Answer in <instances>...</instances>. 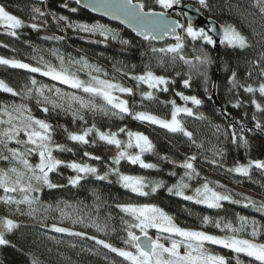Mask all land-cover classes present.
<instances>
[{
  "label": "snow or ice",
  "instance_id": "obj_1",
  "mask_svg": "<svg viewBox=\"0 0 264 264\" xmlns=\"http://www.w3.org/2000/svg\"><path fill=\"white\" fill-rule=\"evenodd\" d=\"M75 3L91 8L94 12H101L105 16L120 20L149 44L154 41H163L167 37L174 38L173 43H168L160 48L152 47L150 50L157 56V63L161 68L166 66L165 57L172 65L179 61L188 66L187 78L182 81L185 88L191 86L193 70L198 75L203 76L205 82L208 80L207 67L212 63V60L205 46H217V39H214L212 33H218L219 43L228 48L246 49L251 47L249 38L234 24L225 23L217 26L213 23L206 28L195 23L187 11L177 12V15L186 18V24L172 18L169 10L175 11L183 5V0H154V5L159 6L160 10H157L155 6L147 5L145 0H75ZM198 3L203 9L211 11L209 0H198ZM255 3L260 13L264 15V0H255ZM63 7L68 8V4L65 3ZM184 7L192 8L191 5H184ZM70 10L72 12L78 11L77 8ZM195 12L200 14V8H196ZM46 15L47 13L40 8H33L31 16L33 22L28 24L24 19L10 13L3 4H0V28L5 33L16 37L19 31L26 26L36 30L46 27L47 20L44 19ZM52 18L57 25L63 23L65 30L72 29L77 33L86 34L89 38L100 37L98 40H93V43L107 45L109 41H116L124 46L131 44V41L121 38L118 31L99 22H76L63 15H53ZM181 32L184 34L181 35ZM253 35H260L261 42H264V35L256 33L255 30ZM187 38L193 42L192 51L196 53L191 57L186 56L184 51ZM48 39L62 40L64 37L51 36ZM196 42H200L199 49L195 47ZM4 46L7 47V45ZM52 55L58 60V65L45 61L43 57H40V66H34L22 60L0 56V65L28 70L31 73H40L44 77H49L53 81L87 94L86 98L76 92H65L54 85L38 83L34 77L20 91L0 80V90L10 93L14 97H19L21 101L20 103L12 101L11 103L0 104V150H2L0 160L8 162L10 165L7 168H0V189L5 193L4 196H0V202L9 206L15 205L16 211L22 215L35 216L38 209H43L44 213L59 212L61 222L68 220L72 225L80 224L84 227H93L97 232L107 234L110 228L108 223H100L98 217H88V223H86L85 217L81 216L75 207L66 202H58L55 206L42 204L39 193L44 188L63 187V185L53 183L50 178L51 173L63 166L75 173V175L68 177V183L74 187L89 176L106 181L110 175H114L116 182L124 189L138 196L147 197L164 187L165 182L141 175L126 174L118 166L121 161L126 160L143 169H156L157 164L147 162L144 159L146 153H155V144L144 133L131 131L127 129V126L113 132L111 129L100 130L93 123L82 131L69 132L66 126H57L46 119L35 116L29 106V101L35 100L36 105L45 114H49L50 111L64 112L71 114L74 122L78 119L85 124L87 121L84 119L83 112L100 113L104 116H115L120 119L125 116H132L133 119L141 122L158 125L171 133L181 134L187 137L190 144L198 149H203L204 145L197 143L194 133L187 129L181 115L196 117L200 120L207 119L203 113L193 111V108L202 105L203 101L195 95L189 96L183 92H177L176 95L184 102L183 105H178L174 99L162 102L171 105L170 119H164L145 111L133 112L129 107V101L122 98V94L134 95L133 88L125 86L114 78H105L107 73L100 66L92 64L84 56L79 59L68 58L66 60L65 56L57 54L56 50L52 51ZM132 67L135 68V65ZM201 68L204 71L201 72ZM81 72L86 73L87 80L81 79L79 75ZM261 72L264 73V68L261 69ZM123 75L134 80L137 87L141 84L148 86V91L140 93L142 100L147 101H156L158 99L156 93L167 92L169 85L175 83V80L167 75L156 74L150 66H146L143 73L128 72L123 73ZM176 75L179 76L180 73L177 72ZM229 82L233 87H244L248 93L257 91L251 85H240L236 79V72H232ZM258 91L264 95V83L259 85ZM96 98L102 100L103 103L97 104ZM189 103L193 107H188ZM252 103L258 110L264 111L258 102L253 100ZM234 106L240 107V102L237 101ZM253 119L256 120V117L253 116ZM255 126L256 128L262 127L259 121H256ZM57 127L62 129L67 134V139L74 143L82 145L95 143L96 139H89L90 134L95 133V137L99 141L114 146L116 152L111 157L107 171L101 174L97 167L89 163L76 160L65 161L54 155L56 152L72 151L71 148L55 140ZM214 127L217 132H221L220 126ZM243 131L242 125L238 133L236 125L231 124L228 129L223 130V133L227 136L230 132L232 143L235 144L239 140L245 147H248V140L243 135ZM121 133L126 135L125 140L119 138ZM13 142L16 146L10 147L9 145ZM133 149L136 151H132ZM3 152H6L7 155L2 154ZM212 152L214 158L211 163L222 166L216 157L222 158L224 150L214 146ZM34 155L38 157V162L35 164L30 159ZM84 155L92 160H102V157L89 152H85ZM161 159L170 160V157L165 155ZM196 160L197 155L193 153L186 156L177 165L184 171L176 183L167 188L169 193L185 201L204 205L209 209H221L223 202H231L264 212V201H255L252 197L243 194H239L242 199H234L233 192L226 185L220 184L219 181H211L204 177L202 178L203 183L192 188L191 181L200 178V172L195 164ZM171 163L177 164L175 160H171ZM253 168L264 171V160H249L247 164L238 163L226 170L240 176L250 177ZM170 175L176 176L177 174L171 172ZM189 189L192 193L190 195L187 194ZM13 194H19L20 198L17 199ZM61 204L63 207L60 206ZM21 205L27 206V213L21 212ZM69 207H73L72 212L65 210ZM116 207L124 214L121 217V224L125 235L121 239L125 247H115L105 239H99L97 236L88 237L86 232L74 231L69 227H60L56 223L51 224V228L58 233L87 237L122 257L127 264H230L228 257L210 252L206 244L221 246L233 252L232 259L235 260V264H244V261L240 259L241 254L249 258L248 264H264V242L259 240V237L264 234V226L247 216H237V224L234 225L230 220L205 215L200 220L201 229H197L181 227L172 215L156 204L120 203ZM209 225L223 234L216 235L202 230L204 226ZM45 226L47 227V225ZM18 227L19 224L14 219L7 216L0 217V246L11 243L6 238V234ZM150 230H155V237L150 235ZM112 231L115 229L112 228ZM165 240L168 241L167 245L164 243ZM181 248L184 249L183 252H181ZM32 264H40L38 258L34 257Z\"/></svg>",
  "mask_w": 264,
  "mask_h": 264
},
{
  "label": "trees",
  "instance_id": "obj_2",
  "mask_svg": "<svg viewBox=\"0 0 264 264\" xmlns=\"http://www.w3.org/2000/svg\"><path fill=\"white\" fill-rule=\"evenodd\" d=\"M65 3L68 4V8L63 7ZM145 3L160 10L159 6L154 5V0H145ZM187 3H192L200 8L201 13L207 18H213L221 24H234L249 38L251 43V47L246 49H232L223 44L218 54L214 53L212 46H205L212 60L207 68L208 73H210V81L206 84L207 87L192 74L191 86L185 88L182 81L187 78L186 74L189 72V68L179 61L172 65L165 57V68L158 66L157 56L150 49L152 47H164L174 41L149 44L148 41L136 37L131 31L120 25L111 23L80 8L75 0H0V4H3L10 13L24 19L28 24L33 22L31 20L33 8H40L47 13L44 17L47 20V25L39 30L26 26L19 31L16 37H13L0 28V56L22 60L34 66H40V57L58 65V60L52 55L53 50H56L57 54L64 55L66 60L68 58L79 59L84 56L92 64L100 66L107 73L105 78H114L122 84L126 83L131 88L133 86L134 95H123L129 101V107L133 112L145 111L169 119L171 117V105L162 102L174 99L178 105H183L184 102L176 95L177 92H183L185 95H195L203 101L202 105L194 107L193 111L203 113L207 117L205 120H200L196 117L181 115L187 129L194 133L197 143H203V149H198L190 144L187 137L171 133L158 125L133 119L132 116H125L120 119L115 116H104L100 113L83 112L84 119L87 121L85 124L78 119L74 122L71 114L64 112L50 111L49 114H45L36 105L35 100L29 101V106L35 116L46 119L57 126H66L69 132L82 131L94 123L98 129L103 131L111 129L115 132L119 128L127 126V129L131 131L144 133L156 146L155 153H146L144 159L147 162L157 164L158 167L156 169H143L126 160L121 161L118 167L126 174L163 180L165 186L157 192L143 197L124 189L116 182V177L110 175L106 181L89 176L74 187L68 183V177L75 175V173L71 169L61 166L56 172L50 174V178L53 183L63 185V187L44 188L39 193L41 203L55 206L58 202H66L75 207L81 216L85 217L86 223H88V217H98L100 223L110 225L109 231L105 234L97 232L93 227H84L80 224L72 225L68 220L61 222L59 212L54 211L44 213L43 209H38L35 216L22 215L16 211L15 205L9 206L0 202V217L7 216L19 224L17 229L6 234V238L11 243L0 246V264H32L34 257L38 258L40 264H127L122 257L87 237L58 233L51 228V224L56 223L58 226L63 225L60 227H69L74 231L86 232L88 237L97 236L99 239H105L115 247H125L121 239L125 235L121 224V217L124 214L116 207L120 203L156 204L172 215L177 224L187 228L201 229L200 220L205 215L230 220L234 225L237 224V216H247L264 226V212L257 211L255 208L244 207L243 204L223 202L221 209H209L204 205L185 201L167 191V188L176 183L183 174L184 169L177 165L186 156L195 153L197 155L195 164L200 172V178L191 181L192 188L198 187L203 183L202 178L206 177L211 181H219L220 184L226 185L233 192L234 199H242L239 194H243L252 197L255 201H264V171L253 168L250 177H244L226 170L238 163L247 164L249 160H264V137L255 130L244 129L243 135L248 140V147H245L239 140L235 144L232 143L230 132L227 136L223 133V130L228 129L229 125L233 123L240 126L256 127V121L260 122L262 127L259 129L264 132V111L258 110L252 103L255 100L264 108V95L258 91L259 85L264 83V73L261 72V69L264 68V42H261L260 35H253L254 30L256 33L264 35V15L260 13L255 0H209L211 11L203 9L198 0H183V4ZM71 8H77L78 11L72 12ZM53 15L67 16L69 20L76 22L105 24L118 31L120 37L131 41V44L124 46L116 41H109L107 45L93 43V40H98L100 37L89 38L84 33H77L72 29L65 30L63 23L57 25L52 18ZM175 16L182 18L181 21L186 24L183 16L177 15V12ZM51 36H61L64 39H48ZM195 47L199 49L200 42H196ZM192 48L193 42L187 38L184 50L186 56L191 57L196 54ZM133 65L135 68L132 67ZM146 66H150L158 75H167L175 80L174 84L169 85L167 92L156 93L158 97L156 101L142 100L140 93L148 91V86L141 84L137 87L134 80L123 75V73L128 72L143 73ZM118 69L119 71H117ZM177 72L180 73L179 76L176 75ZM232 72H236V79L240 85H251L257 91L248 93L244 87H233L229 82ZM216 74L218 99L229 115L230 121L221 114L219 107L214 104L212 98L209 99ZM79 75L81 79H88L84 72L79 73ZM33 77L38 83L54 85L65 92H76L78 95H84L87 98V94L82 91L74 90L70 86L53 81L40 73H31L28 70L0 65V80L5 81L17 91L29 84ZM205 89L209 91H205ZM12 101L21 102L19 97H14L10 93L0 90V104L11 103ZM237 101L240 102V107L234 106ZM95 102L97 104L103 103L99 98H96ZM188 107H193V105L189 103ZM253 116L256 117V120L253 119ZM216 125L220 126L221 132L216 131L214 127ZM239 131L240 128H237L238 133ZM54 138L58 143L72 149L71 152H56L54 155L65 161L76 160L89 163L97 167L101 174L107 171L111 157L116 152L114 146L99 141L95 137V133L90 134L89 139H96V142L89 145L68 140L67 134L59 127H57ZM119 138L125 140L126 135L121 133ZM9 146L15 147L16 145L13 142ZM214 146L224 150L222 158L216 157L222 166L211 163L214 158L212 152ZM132 151L136 150L133 149ZM85 152L100 156L102 160L89 159L84 155ZM2 154L7 155L6 152ZM165 155L170 157V160H162L161 157ZM30 159L33 164L38 162V157L35 155ZM171 160H175L177 164L174 165ZM9 166L8 162L0 160V168ZM171 172H175L177 175L171 176ZM187 194H192L191 189L188 190ZM4 195L5 193L0 189V196ZM13 195L17 199L20 198L19 194ZM60 206L63 207V204ZM73 207L65 210L72 212ZM20 209L21 212L27 213L26 205H21ZM112 228L115 231H112ZM202 230L216 235L223 234L210 225L204 226ZM152 231L155 232V230ZM259 240L264 242V234L259 237ZM206 247L212 253L228 257L230 264H235V260L232 259L234 253L230 250L211 244H206ZM240 259L244 261V264H248V257L241 254Z\"/></svg>",
  "mask_w": 264,
  "mask_h": 264
},
{
  "label": "water",
  "instance_id": "obj_3",
  "mask_svg": "<svg viewBox=\"0 0 264 264\" xmlns=\"http://www.w3.org/2000/svg\"><path fill=\"white\" fill-rule=\"evenodd\" d=\"M184 5H191L192 8L189 9L187 7H184ZM184 5H181L175 11L169 10V12L171 13L172 18L178 19V20H180L181 23H183V21H181V19L179 17L175 16V13L176 12H179V11H187L188 14L193 17L194 22L197 23L199 26H203V27H206L207 28V27L210 26V24H213V23L216 24L217 26H219L221 24L220 22H218L217 20H215L213 18H207L205 15H203V13H201V11H200V14H197L195 12V9L197 7L195 5H193L192 3H187V4H184ZM78 6L80 8H83V9L87 10L88 12H90L91 14H93V15H95L97 17H100L102 19H105V20H107V21H109L111 23H115V24L120 25L121 27H123V28L131 31L136 37L144 40L142 37L138 36L137 33L132 28L128 27L126 24L122 23L120 20L115 19V18H113L111 16H105L101 12H94V11L91 10V8H86L82 4L81 5H78ZM183 18H184V20L187 23L186 18L184 16H183ZM181 35H182V32H181ZM212 35H213L214 39H217V46L216 47H213V50H214V53L215 54H218L221 51V48H222V45L223 44L219 43V39L220 38H219L218 33H212ZM168 41H174V38L167 37L163 41H154V42H156V43H165V42H168ZM217 88H218V80H217V74H216V76L214 78V81H213V84H212L211 98H212L214 104L219 107V109L221 111V114L227 120L230 121L231 119H230L229 115H227V112H226L225 108L221 105V103H220V101L218 99ZM233 124H235V123H233ZM235 125H236L237 128H240V125L239 124H235ZM242 126L246 130H255L256 132L260 133V135H262L264 137V132L261 129L256 128V127H248L246 125H242Z\"/></svg>",
  "mask_w": 264,
  "mask_h": 264
},
{
  "label": "rangeland",
  "instance_id": "obj_4",
  "mask_svg": "<svg viewBox=\"0 0 264 264\" xmlns=\"http://www.w3.org/2000/svg\"><path fill=\"white\" fill-rule=\"evenodd\" d=\"M183 5H184V4H183ZM181 19H182V18H181ZM207 68H208V67H207ZM200 71L202 72V71H204V69L201 68ZM192 74H193V76H194L195 78H198L199 80H201L202 83L207 87L206 84H208L209 81H210V73H208V70H207V75H208V80H207V82H205L204 77L201 76V75H198L197 72H196L195 70L192 71ZM123 84H124L125 86H127V87H130V86L127 85L126 83H123ZM132 88H133V86H132ZM207 91H209V90H207ZM123 95H124V94H122V98L125 99V98L123 97ZM132 98H133V96H132ZM170 118H171V117H170ZM170 118H169V119H170ZM60 226H63V225H60ZM150 235H152L153 237H155L156 232L150 230ZM164 243L167 245V244H168V241L165 240ZM183 251H184V249L181 248V252H183ZM214 254H218V253H214ZM220 255H221V254H220Z\"/></svg>",
  "mask_w": 264,
  "mask_h": 264
}]
</instances>
